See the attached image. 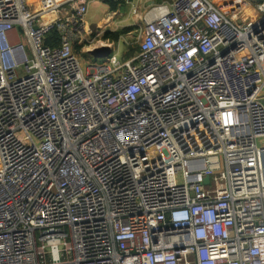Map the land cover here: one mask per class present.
Returning a JSON list of instances; mask_svg holds the SVG:
<instances>
[{
    "label": "built area",
    "instance_id": "obj_1",
    "mask_svg": "<svg viewBox=\"0 0 264 264\" xmlns=\"http://www.w3.org/2000/svg\"><path fill=\"white\" fill-rule=\"evenodd\" d=\"M92 3L0 0V264H264V4L165 2L84 69Z\"/></svg>",
    "mask_w": 264,
    "mask_h": 264
},
{
    "label": "rangeland",
    "instance_id": "obj_2",
    "mask_svg": "<svg viewBox=\"0 0 264 264\" xmlns=\"http://www.w3.org/2000/svg\"><path fill=\"white\" fill-rule=\"evenodd\" d=\"M91 5L85 34L74 48L84 69L91 64L105 62V59H97L93 56V51L101 49V43L110 45L121 61L135 57L142 39L144 18L154 6L161 4L156 0H126V3L120 5L116 11H111L109 6L104 4V0H93ZM102 22H108L109 25L101 27ZM125 28H130L131 31L121 36L118 42L104 39L105 33H116ZM21 39L25 43L23 36Z\"/></svg>",
    "mask_w": 264,
    "mask_h": 264
},
{
    "label": "trees",
    "instance_id": "obj_3",
    "mask_svg": "<svg viewBox=\"0 0 264 264\" xmlns=\"http://www.w3.org/2000/svg\"><path fill=\"white\" fill-rule=\"evenodd\" d=\"M156 1L158 4H162L165 3L166 1L170 2L171 0H156ZM125 3L126 0H104V4L108 5L111 11H116L120 5H124ZM130 31H131L130 28H125L116 33L107 32L104 35V39L108 41L118 42L121 36L128 34ZM47 44L51 46L59 45L58 34L56 33V31L53 32L50 35V37L47 39Z\"/></svg>",
    "mask_w": 264,
    "mask_h": 264
},
{
    "label": "water",
    "instance_id": "obj_4",
    "mask_svg": "<svg viewBox=\"0 0 264 264\" xmlns=\"http://www.w3.org/2000/svg\"><path fill=\"white\" fill-rule=\"evenodd\" d=\"M215 1L219 4L223 0H215ZM249 1H251L253 3L264 4V0H249ZM234 4H235V6H240L239 3H234ZM110 53H111V50L108 47H104V48L97 49V50L93 51V56L96 58H102V57L108 56ZM205 182L208 183L209 180L206 179Z\"/></svg>",
    "mask_w": 264,
    "mask_h": 264
},
{
    "label": "bare ground",
    "instance_id": "obj_5",
    "mask_svg": "<svg viewBox=\"0 0 264 264\" xmlns=\"http://www.w3.org/2000/svg\"><path fill=\"white\" fill-rule=\"evenodd\" d=\"M30 1H32V0H30ZM235 5H225L224 6V9L227 11V9L229 10L231 7H234ZM107 25H109V23L108 22H102L101 23V27L103 26V27H105V26H107ZM100 46H104L102 43L100 44Z\"/></svg>",
    "mask_w": 264,
    "mask_h": 264
},
{
    "label": "crops",
    "instance_id": "obj_6",
    "mask_svg": "<svg viewBox=\"0 0 264 264\" xmlns=\"http://www.w3.org/2000/svg\"><path fill=\"white\" fill-rule=\"evenodd\" d=\"M92 6V5H91ZM263 143H264V141H263Z\"/></svg>",
    "mask_w": 264,
    "mask_h": 264
}]
</instances>
